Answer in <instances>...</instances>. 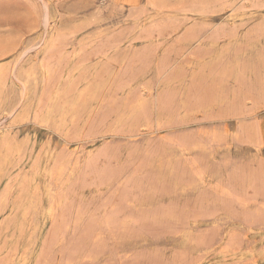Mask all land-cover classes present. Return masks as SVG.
<instances>
[{
	"label": "rangeland",
	"instance_id": "obj_1",
	"mask_svg": "<svg viewBox=\"0 0 264 264\" xmlns=\"http://www.w3.org/2000/svg\"><path fill=\"white\" fill-rule=\"evenodd\" d=\"M0 63V264H264V0H0Z\"/></svg>",
	"mask_w": 264,
	"mask_h": 264
},
{
	"label": "bare ground",
	"instance_id": "obj_2",
	"mask_svg": "<svg viewBox=\"0 0 264 264\" xmlns=\"http://www.w3.org/2000/svg\"><path fill=\"white\" fill-rule=\"evenodd\" d=\"M150 5H152V4H150ZM261 11H262V10H261ZM256 12H257V11H256ZM259 12H260V11H259ZM248 13H249V12H248ZM51 14H52V12H51ZM243 14H244V13H243ZM254 14H255V13H254ZM260 14H261V13H260ZM53 15H54V14H53ZM170 15H171V14H170ZM258 15H259V14H258ZM51 16H52V15H51ZM233 16H234V15H233ZM254 16H255V15H254ZM259 16H260V15H259ZM259 16H258V17H259ZM234 17H236V16H234ZM238 17H239V16H238ZM252 17H253V16H252ZM150 18H151V16H150ZM150 18H149V19H150ZM245 18H246V17H245ZM245 18H244V19H245ZM247 18H248V17H247ZM236 19H237V18H236ZM242 20H243V19H242ZM247 20H248V19H247ZM46 22H47V21H46ZM45 24H47V23H45ZM45 24H44V25H45ZM45 26H47V25H45ZM147 38H148V37H147ZM0 64H1V63H0ZM43 67H44V66H43ZM21 69H22V68H21ZM39 70H41V69H39ZM17 72H19V71H17ZM17 74H18V73H17ZM27 75H28V74H27ZM29 77H30V76H29ZM31 77H32V76H31ZM31 77H30V78H31ZM22 78L24 79L23 76H22ZM27 78H28V76H27ZM30 78H29V79H30ZM16 81H17V79H16ZM23 81H24V80H23ZM19 82H20V81H19ZM24 82H25V81H24ZM29 86H30V85H29ZM20 88H21V87H20ZM29 88H30V87H29ZM34 88H35V87H34ZM16 91H17V90H16ZM23 92H25V91H23ZM31 92H32V91H31ZM28 93H29V92H28ZM30 95H31V94H30ZM9 96H10V95H9ZM3 97H4V96H3ZM28 97H29V96H28ZM22 98H23V97H22ZM21 100H22V99H21ZM25 103H26V101H25ZM11 104H12V103H11ZM19 104H20V103H19ZM32 104H33V103H32ZM8 105H9V104H8ZM17 105H18V104H17ZM24 106H25V104H24ZM34 106H35V105H34ZM9 107H10V106H9ZM14 107H15V106H14ZM27 107H28V106H27ZM38 107H39V106H38ZM16 108H17V107H16ZM12 109H13V108H12ZM12 109L9 108V111L12 110ZM39 109H40V108H39ZM39 109H38V110H39ZM7 110H8V109H7ZM13 111H14V110H13ZM13 111H12V112H13ZM36 111H37V110H36ZM17 112H18V111H17ZM9 113H10V112H9ZM13 113H14V112H13ZM39 113H40V112H39ZM1 114H2V113H1ZM1 114H0V115H1ZM16 115H18V114H16ZM27 115H28V114H26V116H27ZM20 117H21V115H20ZM0 139H1V138H0ZM2 139H3V138H2ZM1 143H2V142H1ZM0 146H1V145H0ZM5 146H6V145H5ZM7 146H8V144H7ZM9 148H10V147H9ZM4 149H5V148H4ZM7 149H8V148H7ZM7 149H6V150H7ZM0 150H1V149H0ZM8 152H9V150H8ZM9 154H10V153H9ZM9 161H10V160H9ZM7 162H8V161H7ZM4 164H5V163H4ZM8 164H9V163H8ZM0 168H1V167H0ZM5 169H6V168H5ZM3 170H4V169H3ZM24 181H25V180H24ZM27 192H28V191H27ZM25 194H26V192H25ZM16 202H17V201H16ZM19 203H20V202H19ZM22 204H23V203H22ZM17 205H18V203H17ZM19 205H20V204H19ZM21 206H22V205H21ZM16 207H17V206H16ZM4 210H5V209H4ZM12 210H13V209H12ZM18 211H20V210H18ZM11 214H12V213H11ZM24 215H25V214H24ZM13 216H14V214H13ZM13 216H12V217H13ZM28 220H29V219H28ZM21 223H22V222H21ZM21 223H20V225H21ZM23 223H24V222H23ZM26 224H27V223H26ZM24 225H25V224H24ZM28 226H30V223H29ZM28 226H27V227H28ZM21 227H22V225H21ZM23 227H24V226H23ZM32 227H33V226H32ZM21 229H23V228H21ZM31 229H32V228H31ZM31 229H30V230H31ZM27 231H28V230H27ZM28 233H29V232H28ZM23 234H24V233H23ZM21 235H22V234H21ZM21 235H20V236H21ZM12 236H13V235H12ZM18 236H19V235H18ZM21 237H22V236H21ZM18 238H19V237H18ZM17 240H18V239H17ZM25 240H26V239H25ZM25 242H26V241H25ZM22 243H23V241H22ZM28 244H29V242H28ZM28 244H27V245H28ZM26 250H27V249H26ZM14 256H15V255H14Z\"/></svg>",
	"mask_w": 264,
	"mask_h": 264
}]
</instances>
